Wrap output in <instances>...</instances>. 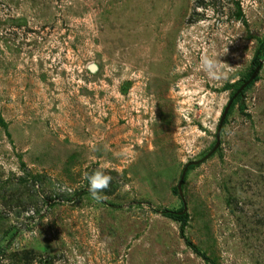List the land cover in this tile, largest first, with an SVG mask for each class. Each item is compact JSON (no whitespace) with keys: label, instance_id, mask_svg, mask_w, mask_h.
<instances>
[{"label":"rangeland","instance_id":"obj_1","mask_svg":"<svg viewBox=\"0 0 264 264\" xmlns=\"http://www.w3.org/2000/svg\"><path fill=\"white\" fill-rule=\"evenodd\" d=\"M263 37L264 0H0V264H264V57L217 137Z\"/></svg>","mask_w":264,"mask_h":264},{"label":"clouds","instance_id":"obj_2","mask_svg":"<svg viewBox=\"0 0 264 264\" xmlns=\"http://www.w3.org/2000/svg\"><path fill=\"white\" fill-rule=\"evenodd\" d=\"M216 66V61L209 57L202 58V67L209 73L212 78H216V74L212 72V68ZM122 155H127L122 152ZM84 179L87 181L88 191L92 198L96 201L103 199L104 190L109 187L112 177L104 172L102 169H95L91 173H85ZM60 191H65L63 187L59 188Z\"/></svg>","mask_w":264,"mask_h":264},{"label":"trees","instance_id":"obj_3","mask_svg":"<svg viewBox=\"0 0 264 264\" xmlns=\"http://www.w3.org/2000/svg\"><path fill=\"white\" fill-rule=\"evenodd\" d=\"M264 57V37L263 38H259L257 39V47H256V50H255V53L253 55V58L252 60L254 61V64L256 65L258 63V61ZM253 67L250 68L249 70L245 71L242 78L240 80H238L236 83L234 84H230V83H227L225 84V88H229V87H234L236 86V88L238 89L240 87V85L246 81L251 73L253 72ZM258 75H256V77L254 78V80H252L251 82H249L245 87L244 89H242L237 95L236 97L233 99V102L228 110V113L229 114L231 112V110L233 109V105L238 102L241 98V96L244 94V92L251 86V84L256 81L258 79ZM241 106V109L243 108L242 105ZM192 166V165H191ZM177 189V187L175 188ZM167 214H169L173 219H176V220H179L181 222L182 225L186 224V221H187V214L185 211H181L178 212V211H169ZM188 245H190L193 249H195L194 245L190 242H187ZM196 250V249H195Z\"/></svg>","mask_w":264,"mask_h":264},{"label":"water","instance_id":"obj_4","mask_svg":"<svg viewBox=\"0 0 264 264\" xmlns=\"http://www.w3.org/2000/svg\"><path fill=\"white\" fill-rule=\"evenodd\" d=\"M262 61H263L262 59H260V60L258 61V63L256 64V66L254 67V70H253V72L251 73L250 77L240 85V87H239V88L233 93V95L231 96V98L229 99V101L227 102V104L225 105V107H224V109H223V112H222V115H221V118H220V121H219V124H218V128H217V137H218V133H219V131H220L221 125H222V123H223V121H224V118H225V116H226V114H227V112H228V110H229V108H230V106H231V104H232V102H233V99L236 97V95H237L242 89H244V87H245L249 82H251L252 80H254V78L256 77V75L258 74V72H259V70H260V68H261ZM218 144H219V140H216V143H215L214 147L212 148L211 152H212V151L218 146ZM187 167H188V164H186V165L184 166V168H183V170H182V172H181V175H180V178H179V181H178V185H177L178 187H177V188L180 187L181 182H182V180L184 179V175H185V172H186V168H187Z\"/></svg>","mask_w":264,"mask_h":264},{"label":"flooded vegetation","instance_id":"obj_5","mask_svg":"<svg viewBox=\"0 0 264 264\" xmlns=\"http://www.w3.org/2000/svg\"><path fill=\"white\" fill-rule=\"evenodd\" d=\"M237 89V88H236Z\"/></svg>","mask_w":264,"mask_h":264}]
</instances>
